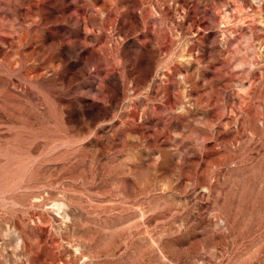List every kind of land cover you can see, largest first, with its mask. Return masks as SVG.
I'll use <instances>...</instances> for the list:
<instances>
[{"label":"rangeland","instance_id":"obj_1","mask_svg":"<svg viewBox=\"0 0 264 264\" xmlns=\"http://www.w3.org/2000/svg\"><path fill=\"white\" fill-rule=\"evenodd\" d=\"M0 264H264V0H0Z\"/></svg>","mask_w":264,"mask_h":264}]
</instances>
